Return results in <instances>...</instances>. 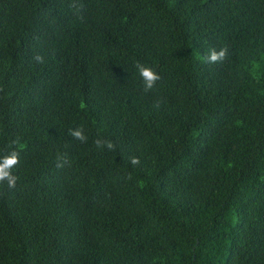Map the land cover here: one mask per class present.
Segmentation results:
<instances>
[{
	"label": "trees",
	"instance_id": "16d2710c",
	"mask_svg": "<svg viewBox=\"0 0 264 264\" xmlns=\"http://www.w3.org/2000/svg\"><path fill=\"white\" fill-rule=\"evenodd\" d=\"M14 150L0 264H264V0H0Z\"/></svg>",
	"mask_w": 264,
	"mask_h": 264
},
{
	"label": "clouds",
	"instance_id": "9594fccd",
	"mask_svg": "<svg viewBox=\"0 0 264 264\" xmlns=\"http://www.w3.org/2000/svg\"><path fill=\"white\" fill-rule=\"evenodd\" d=\"M74 6V5H73ZM228 49L222 48L217 51L215 48L209 50L208 55L205 57L206 61L211 64H216L222 62L227 55ZM36 59L42 62V58L37 56ZM139 76L143 80V91L148 93L156 86L157 82L161 80V76L155 72L151 67L146 66L137 62L135 65ZM159 107V102L155 105ZM69 135L81 143L87 142V137L84 134V129L82 127L69 129ZM15 143V142H14ZM97 148H107L109 150L114 149V144L110 140H103L97 138L94 141ZM140 163L138 158L133 157L131 159L132 165H138ZM19 164V152L11 151L9 154L0 156V185L6 183L9 189H15L17 186L18 177L13 173V169ZM65 166L70 167V160L67 153H57L56 155V167L62 169Z\"/></svg>",
	"mask_w": 264,
	"mask_h": 264
}]
</instances>
